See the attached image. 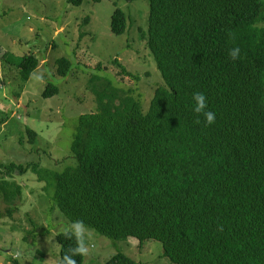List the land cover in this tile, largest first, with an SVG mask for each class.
Returning <instances> with one entry per match:
<instances>
[{"label":"trees","instance_id":"obj_1","mask_svg":"<svg viewBox=\"0 0 264 264\" xmlns=\"http://www.w3.org/2000/svg\"><path fill=\"white\" fill-rule=\"evenodd\" d=\"M149 1L147 46L164 81L149 112L134 90L126 97L111 86L94 90L97 109L76 119L75 165L56 173L2 163L0 196L21 197L13 179L32 171L46 190L54 187L68 220L106 238L160 242L173 264H264V1ZM127 30V15L115 10L113 35ZM56 63L67 77L71 60ZM38 67L32 54L16 71L27 83ZM194 92L204 93L213 124L193 113ZM58 93L50 84L44 97ZM56 239L63 264L77 242L71 232ZM73 258L84 264L85 256ZM105 264L137 263L118 253Z\"/></svg>","mask_w":264,"mask_h":264},{"label":"rangeland","instance_id":"obj_2","mask_svg":"<svg viewBox=\"0 0 264 264\" xmlns=\"http://www.w3.org/2000/svg\"><path fill=\"white\" fill-rule=\"evenodd\" d=\"M77 1L0 0V164L63 172L75 165L76 119L97 109L94 90L111 86L124 97L134 90L146 114L164 85L147 46L149 0ZM117 9L127 15L128 30L121 37L111 31ZM32 54L39 67L25 83L16 67ZM60 58L71 60L67 77L59 74ZM119 68L132 75H119ZM50 84L59 93L46 98ZM28 130L38 134L37 141L29 142ZM13 180L24 189L11 203L0 196V264H61L56 238L70 232L73 222L54 202V187L46 190L32 171ZM84 228V264H105L118 253L137 264H173L162 256L160 242L139 246L135 238L115 241Z\"/></svg>","mask_w":264,"mask_h":264},{"label":"clouds","instance_id":"obj_3","mask_svg":"<svg viewBox=\"0 0 264 264\" xmlns=\"http://www.w3.org/2000/svg\"><path fill=\"white\" fill-rule=\"evenodd\" d=\"M228 55L232 60H236L240 55V48L238 46L232 47L228 50ZM192 111L195 114H203L205 125H211L215 122L216 114L213 111H207L206 97L203 92H194L192 94ZM196 123H200L197 118ZM71 235L76 239V247L71 249L72 256L65 254L63 256V264H76V260L73 258L75 255L86 256L88 249L85 245V228L82 221H74L70 227Z\"/></svg>","mask_w":264,"mask_h":264}]
</instances>
